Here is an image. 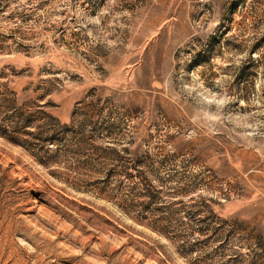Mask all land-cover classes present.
I'll return each mask as SVG.
<instances>
[{
  "label": "rangeland",
  "instance_id": "rangeland-1",
  "mask_svg": "<svg viewBox=\"0 0 264 264\" xmlns=\"http://www.w3.org/2000/svg\"><path fill=\"white\" fill-rule=\"evenodd\" d=\"M0 264H264V0H0Z\"/></svg>",
  "mask_w": 264,
  "mask_h": 264
}]
</instances>
